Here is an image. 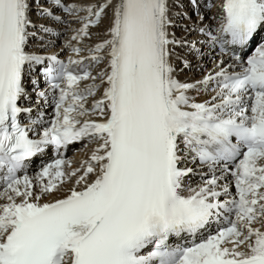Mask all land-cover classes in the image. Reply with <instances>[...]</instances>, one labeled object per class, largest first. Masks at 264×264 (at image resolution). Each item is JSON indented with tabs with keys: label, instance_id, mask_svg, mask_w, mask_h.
I'll list each match as a JSON object with an SVG mask.
<instances>
[{
	"label": "snow or ice",
	"instance_id": "1",
	"mask_svg": "<svg viewBox=\"0 0 264 264\" xmlns=\"http://www.w3.org/2000/svg\"><path fill=\"white\" fill-rule=\"evenodd\" d=\"M51 3L86 13L76 15L73 41L110 20L89 57L65 62L30 51L33 6L60 21L53 7L0 0V264H264V0H206L215 27L206 14L197 30L231 63L219 59L193 82L175 75V48L195 42L170 31L169 0ZM86 59L104 67L94 76ZM38 66L55 99L46 126L23 122L32 111L21 103L25 81ZM85 140L96 147L80 168L56 159L38 174L39 190L19 175L48 148ZM196 162L212 175L192 187L187 165ZM225 173L230 183H221ZM73 178L61 197L45 199Z\"/></svg>",
	"mask_w": 264,
	"mask_h": 264
},
{
	"label": "bare ground",
	"instance_id": "2",
	"mask_svg": "<svg viewBox=\"0 0 264 264\" xmlns=\"http://www.w3.org/2000/svg\"><path fill=\"white\" fill-rule=\"evenodd\" d=\"M93 1H95V0H81V1H79V0H66V2H69V3H72V4H76V5H80V2H83V3H85V6L84 7H86V6H88V5H90V4H92V2ZM101 3H103V1L101 2ZM45 7L46 6H48V5H44ZM81 6V5H80ZM34 7V10H35V5L33 6ZM174 9V8H173ZM35 11H37V10H35ZM82 14L84 13V12H81ZM70 14H73V13H70ZM85 15H86V13H84ZM110 14V13H109ZM61 16H63V15H61ZM72 15H69V17L68 18H66L67 19V21L68 20H71V22L74 20V19H72V17H71ZM109 18V17H108ZM106 20V19H105ZM194 20V19H193ZM65 21V20H64ZM104 23V22H103ZM204 23H211V21H205ZM106 24V23H105ZM109 24V23H108ZM108 24L107 25H105L104 27V29L103 30H106L107 31V26H108ZM201 24V23H200ZM199 24V25H200ZM192 25H194V24H192ZM66 28H67V33H66V35L65 36H68V38L67 39H70L71 38V36H73L74 34H75V30L77 29L76 27H74V23H69V24H67V26H65ZM180 25H178V29H180ZM187 27V26H186ZM181 28V29H183V30H186V31H188V28ZM58 28V26H52L51 28H49L50 29V33H54V32H57V31H62L63 29H57ZM59 28H64L63 26H61V27H59ZM100 28V27H99ZM91 29H89V31H90ZM170 31H173V29H170ZM94 32V31H93ZM102 33V32H101ZM173 33L175 34V32L173 31ZM184 33V31L183 32H181V34H183ZM190 33V32H189ZM192 33V32H191ZM188 36V33L184 36V38L183 39H187V40H189V41H191V40H193L194 39V37H192V39L190 38V39H188V38H186ZM106 37V34H101V35H99L98 37H96L95 39L94 38H89V39H91L92 41H93V43L92 44H83L82 45V48H84L85 50L84 51H82V53H89V51H87V48H91V47H94L97 43H100L104 38ZM73 45H75L74 43H73ZM189 47H190V45H184V46H177L176 48H175V53L176 54H180V53H178V51H183L184 50V48L186 49V52L187 51H189ZM197 54V57H194L193 59V61H192V57L190 58L191 60H190V67L192 68V70H191V68L189 67V69H190V71L189 72H192L193 74H192V80H198V79H202L203 78V76L205 75V73L206 72H209L210 70H211V68L213 69V66H214V64H216V62H218V60H219V58H217L216 56H215V54H213L212 55V53H211V60L208 58L207 60H206V57L204 58V55H207L206 53H203L201 50L199 51V52H197L196 53ZM186 57H188V55L186 56ZM185 60H187V59H185ZM178 61L179 60H177L176 61V59L174 60L173 59V63L174 64H176V63H178ZM210 63V64H209ZM203 65H207V66H209V67H207V69L205 70V69H203V71L205 70V72H203V71H198V70H201L202 69V66ZM211 65V66H210ZM101 67H102V65H101ZM177 68V67H176ZM185 68L186 67H184L183 68V71L185 70ZM99 69H100V67H99ZM101 70V69H100ZM185 72V71H184ZM189 72L188 73H185V75H183V74H177L176 75V78L177 79H181L182 77H186V76H188V74H189ZM96 71H95V75H96ZM94 75V76H95ZM185 81H187V80H185ZM201 99V98H200ZM206 99H208V96H207V98ZM203 100V99H202ZM94 150V147L90 150V151H80L79 153H77L76 154V156L77 157H83V158H86L89 154H91V152ZM71 183H72V185L74 184V180L73 181H71ZM65 187V186H64ZM64 187H60V189H59V191H57V192H54V193H52V194H50V195H48L47 197H45V199H47V200H52V199H55V198H57V197H60V196H62L63 194H64Z\"/></svg>",
	"mask_w": 264,
	"mask_h": 264
},
{
	"label": "rangeland",
	"instance_id": "3",
	"mask_svg": "<svg viewBox=\"0 0 264 264\" xmlns=\"http://www.w3.org/2000/svg\"><path fill=\"white\" fill-rule=\"evenodd\" d=\"M98 2H99V0H96V3H98ZM105 19H106V20H105ZM105 19L103 20L104 23H102L101 25H99V26H100L99 29H97V30H93L94 32L92 31V35H93V36H98L99 34H101V32L104 33V31H101V29H103V26L105 25V23H107L108 18H105ZM193 58H194V57H192V61L194 60ZM190 60H191V59H190ZM209 64H210V63H209ZM210 66H211V65H210ZM207 67H209V66H206V69H207ZM190 68H191V67H190ZM206 69H205V70H206ZM191 70H192V68H191ZM205 70H204L203 72H205ZM206 73H207V72H206ZM206 73H205V74H206Z\"/></svg>",
	"mask_w": 264,
	"mask_h": 264
}]
</instances>
